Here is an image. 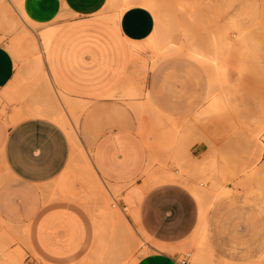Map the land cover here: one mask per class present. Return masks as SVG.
I'll return each mask as SVG.
<instances>
[{
    "label": "crops",
    "instance_id": "1",
    "mask_svg": "<svg viewBox=\"0 0 264 264\" xmlns=\"http://www.w3.org/2000/svg\"><path fill=\"white\" fill-rule=\"evenodd\" d=\"M229 1L232 0H174L170 6V0H21L26 15L41 26L37 32L47 26L56 29L46 49L41 41L25 47L21 37L11 46L18 60L25 58L26 79L17 76L15 58L0 41V100L25 99L29 89L37 84L42 83L45 88L42 95H32L24 109L19 110L17 103L16 108L11 106L7 121L0 119V234L4 225L18 229L22 223L31 221L33 245L40 256L54 262L93 256L98 236L94 218L86 212L84 202L90 198L101 203L93 196L99 179L108 189L118 185V189L113 188L120 189L116 191L118 203L127 213L128 224L142 241L145 237L150 239L146 253L136 255L130 246V252L127 248L122 252L124 260L136 255L139 257L132 264H180L179 249L190 247L193 256H200L192 263L202 264L212 256L200 250L197 243L191 244L190 239L205 238L207 242V229L217 256H240L228 252L230 240L218 232L220 211L217 205L213 206L216 200L205 209L190 185H186L196 182L192 175L185 172L178 181L166 180L162 175L158 182L145 185V170L152 154L138 132L139 117L133 106V103L147 102L159 113L165 126H171L170 146L159 149L167 152L177 167L171 168L166 161L154 167L152 160V173L178 172L181 163L192 166L199 160L202 164H215L216 180L230 188L224 179L227 172H233L234 166L222 167L214 149L203 148L201 155L193 159L187 144L189 129L179 128L177 119L165 112L155 99L153 86L159 84V78L149 77L151 87L147 89L143 79L147 71H155L165 60L184 55L203 66L206 74L205 92L193 111V121L207 119L205 109L214 114H209L210 117L217 114L218 117L220 112L222 116L234 109L233 97L240 91L248 61L264 43V30L258 28L260 21L264 27V11L255 3L242 6L229 14L223 25L217 26L205 45L193 38L192 28L200 9H213L219 15L226 12ZM0 3L6 25V3L3 0ZM177 11L184 13L183 19L177 18ZM38 47L40 55L27 57L28 52ZM214 54L218 56L215 59ZM214 67L225 69L226 83L222 77L215 80ZM47 80L52 83L51 87ZM220 88L227 94L219 95ZM52 95L62 102L79 145H74L69 127L48 112ZM62 96L77 103L76 122ZM251 138L257 156V138L264 151V114L253 122ZM173 141H177L176 145ZM182 152L187 158H183ZM2 172H6V179ZM256 172L257 167L244 174V180L250 181L248 185L239 183L250 190ZM116 226L117 239L123 244L129 240V230L126 224ZM139 227L146 236L139 234ZM123 235L126 240H121ZM4 238H0V247L5 243L4 250L8 251ZM135 244L133 239V248ZM157 244L176 250H164ZM9 252L22 255L19 249ZM250 263L264 264V253ZM0 264L12 263L0 256Z\"/></svg>",
    "mask_w": 264,
    "mask_h": 264
},
{
    "label": "rangeland",
    "instance_id": "2",
    "mask_svg": "<svg viewBox=\"0 0 264 264\" xmlns=\"http://www.w3.org/2000/svg\"><path fill=\"white\" fill-rule=\"evenodd\" d=\"M6 2L9 1L6 0ZM170 2V6H173L174 0H170ZM252 3L264 11V0H232L226 4V12L222 11L219 15H216L213 9L211 11L200 9L199 18L192 24L193 38L200 45H205L211 34L216 31L217 26L223 25L229 14ZM175 14L179 19L184 18L183 12L177 11ZM3 18V4L0 3V32L2 33L0 41L5 43L12 53L11 46L20 35L21 28L12 31L7 29ZM31 26L34 25H22L31 33L23 38L22 44L25 47L33 44L32 42L39 43L36 31H32ZM40 27V25H35L33 29L39 30ZM258 28L264 30L261 21ZM35 55H40V47L28 52L27 57ZM14 58L17 76L26 79L28 68L25 58L22 60H18L15 56ZM248 62L247 72L243 75L240 83V91L233 97L236 107L218 119L208 117L198 122L193 121L192 114L196 106L202 101L206 88V74L203 66L184 55H178L162 62L155 71H147L143 77L146 89L151 87L148 84L149 77L159 78V84L153 86L156 90L155 99L165 112L172 114L178 120L182 129H189L187 144L193 159L201 155L200 151L203 148L206 150L214 149L221 158L222 167L228 169L230 166H234L233 172H227V177L224 179V183L230 186L229 192L219 196L213 206L217 205V210L220 211L217 215L218 232L221 237L230 240L228 252L233 255L240 254V256H217L210 243V235L207 229L209 249L206 250V253L212 258L206 259L202 264H249L257 261L259 256L264 253V151L259 156L257 153L256 156L254 141L251 138L253 122L257 117L264 114V43L257 50L256 56ZM26 88L29 89L30 87ZM44 92L45 88L41 83L31 87L25 99L13 101L1 99L0 119L7 121L10 117L9 108L11 106L16 108L17 103L19 110L24 109L32 95H42ZM152 150L150 153L154 157V167L164 161L171 168L177 167L167 152L159 148ZM251 163L253 164L250 165ZM256 167L257 172L251 179L252 188L249 190L245 185H248L250 181L244 180V174L246 175L249 169ZM149 173H152V169ZM2 174L6 179V172H2ZM146 174L148 176V173ZM190 175L196 179L193 172H190ZM240 181L245 185L239 183ZM114 197L118 198L116 191ZM109 198L112 200L111 196ZM109 198L105 200L106 204L104 205L106 206L110 201L106 207L109 210L117 208L113 206V203L118 202V200L113 198L111 201ZM85 201L86 212L92 216L97 215V209L102 205V202L98 203L90 200V198H86ZM109 205L111 206L109 207ZM2 229L6 232L7 247L11 250H21V264H94L95 262L92 256H84L80 260L69 262H54L40 256L33 245L31 221L22 223L18 229H10L6 225L2 226ZM138 232L143 236L139 229ZM133 235L136 244L133 248V239L130 237L129 246L136 251V255L146 253L148 251L147 243L150 242V239L145 237L142 241V238L138 237L134 231ZM143 243H145L144 248L140 249ZM178 252L182 255L179 256L180 259L188 253L190 254L188 263L193 264L192 262H195L193 250L190 247H183ZM136 255L129 256V260L125 261L128 263L135 261L139 257Z\"/></svg>",
    "mask_w": 264,
    "mask_h": 264
},
{
    "label": "bare ground",
    "instance_id": "3",
    "mask_svg": "<svg viewBox=\"0 0 264 264\" xmlns=\"http://www.w3.org/2000/svg\"><path fill=\"white\" fill-rule=\"evenodd\" d=\"M3 1L6 3L5 6H6V13H7L6 14V16H7V21H6L7 29L12 31V30L21 28V33H20V35L18 37L24 38L26 36H29V34H31L30 31L27 28L22 27V25L23 24H25V25H32L33 24L35 26V25H37V23L35 21H32L26 15V13L23 11V9H22L23 7H21L22 6L21 0H12L11 2H6V0H3ZM8 15H10V18H9ZM34 26H31L32 27V31H36L37 35L39 36V42L41 41V43L43 45V48L46 49L48 44H49V42H50V40H51V38H52V36H53V33L55 32L56 28L53 27V26H47V27H45V28H43V29H41L40 31L37 32L36 29H33ZM32 43L34 45H37L38 42H32ZM217 51H218V49H217ZM220 51H222V48H221ZM222 53L224 54V52L223 51L221 52V54H220L221 56H223ZM213 56H215V54ZM217 57L215 56L213 58L215 59ZM213 58L210 59V60H214ZM204 59H206V58H204ZM218 59H216V60L218 61ZM218 63H219V61H218ZM221 66L222 65H218V67H221ZM218 67L216 69L214 67L215 70H212V71H214L213 75L215 76L216 79L214 77H211V78L217 80V78L222 77L220 79H224L223 81H224V83H226L227 82L226 71H225V69H223V68L219 69ZM223 81H222V84H223ZM47 82L49 84V87H51L50 85H52V83L50 82V80H47ZM217 83H219V82L217 81ZM217 85L219 86V84H217ZM223 86L226 87V85H223ZM52 88H53V86H52ZM52 88H51V90H53ZM227 89H228V87L226 88V90ZM224 90H225V88H224ZM226 90L224 92L225 95L227 94ZM215 91H217V89ZM214 92H213V94H215ZM222 92H223V90L221 91V93ZM221 93H219V95H224L223 93L222 94ZM216 94L214 96L218 97ZM57 98H58V96L54 97L53 95L50 98L51 102L49 103V106H48V109H49L48 112L50 114H52L55 118H57L64 126H66V127L68 126L69 127V131H70V134H71V136L73 138L74 145H77V144L79 145V141H78V138L76 136V133H75V130H74V126L70 122V119L65 114V112L63 110L64 106H63L62 102L60 100H58ZM219 99H221V97H219ZM62 100H63V102L65 104V107H67L70 110L73 122H76L77 121V116H78L77 112H76L77 103L75 105L73 103L72 99H70L68 97H65V96H62ZM219 103H220V101H219ZM221 104L223 105V101H222ZM133 106H134V108H135V110H136V112L138 114V117H139L138 132L145 139V141L148 144L150 150L153 151L152 150L153 148H161V149L168 148V146H170V142L169 141L171 140L170 139V134L171 133L169 134V131L172 132V130H170L171 126L170 127L168 126L169 128H167V126H165V124H164L165 122L160 118L159 113H157L154 109H152V107L149 106V104L147 102L133 103ZM205 110H206L205 113L208 112V115L212 114L209 111H207V109H205ZM222 110H223V108H222ZM213 112H214V110H213ZM217 113H219V112H217ZM221 113L222 112H220L218 117H217L218 114L216 115L217 119L220 118ZM208 115H207V117H210ZM212 115H214V114H212ZM197 117H199V116H197ZM199 119H198V121H200ZM179 128H181V126ZM180 132H181V130H180ZM174 134H176V133H174ZM177 136H178V134H177ZM180 136H182V135H180ZM183 136H184V134H183ZM172 139H174V138H172ZM178 139L179 138H177V140ZM176 142L173 141L174 144ZM175 145H173V147ZM256 148H257L256 151H257L258 156H259L261 154V152L263 151V146H262L261 140L259 138H257ZM174 149H175V147H174ZM174 149H172V150H174ZM81 152L83 153V155L85 154L82 149H81ZM184 153L185 152H182V154H184ZM186 156H188V155L184 154L183 158L186 157ZM152 157L150 158L149 163H148V165L146 167V170H145V173H148L147 179H145L146 181L144 180L146 186L158 182L160 180V176H162V175H164L167 178L166 180L170 179V180L178 181L179 179L177 180V178H182L181 175L184 174L185 172L188 175H190V172H193V175L196 177V182H192L191 184H186V185H190L189 187L196 194V196L199 199L201 205L205 209L209 208L211 206V204L219 196H221L223 194L226 195V193H228L229 190H230V188L229 187H225L222 184L221 181L218 182L216 180V178L214 176V172H215V169H216L215 164L206 165V164H202L199 160L192 166H189V165L188 166H183L182 165L183 163H181V165L179 166V163H178L177 164L179 166V171L178 172H172V171H165L164 170L165 172H161L158 175V174H154V173H149L150 169H151L152 160H154V159H152ZM182 160H183L182 162H184L185 159H182ZM175 161H176V159H175ZM178 161H180V158H179ZM183 178H184V175H183ZM161 179H163V178H161ZM103 183L99 179H97L96 183H95V187H94V193H93V196H95V198L97 197L98 198L97 200H101V202H102V205L99 206V212L97 211V213H98L97 215H99V216L95 215L96 212L94 214L95 216H93L94 222H95V225H96V234H97L96 236H98L97 237V241H95L96 244H94L96 247L93 250V256H92L95 259L94 264H132L133 262H129V263L126 262L124 260V255L122 256V252H124V250L126 248H127L126 250L129 251V248H130L129 243H128L129 240L128 241H124L123 244L121 243L122 244L121 245L120 242H119L120 239L119 240L117 239V229H115L116 225L119 226V224H126L127 225L126 227L128 228L126 230H129V236L132 237V238L134 237L133 231H132L130 225L128 224V221H127V218H126V214L127 213L120 208V205H119V203L117 201H115L116 203H113V206H116L117 208L112 209V210H109L106 207L110 203L109 200H108L109 203L106 206L104 205V204H106L105 200L108 199L110 196L112 197V200H113V198L116 199V197H114V192L118 191V190H116L114 188L117 187L118 185L114 187V185L112 186L111 185L112 183H111L110 185L112 187L111 186H109V187H111V188L114 187V188L113 189L109 188L110 190H112V191H109V189L107 188L108 186L107 187L104 186L106 189L102 186ZM103 185H105V184H103ZM117 189H118V187H117ZM118 192H120V189H119ZM109 199L111 200V198H109ZM116 200H118V198ZM110 206L111 205H109V207ZM132 214L134 215V217L136 219L135 213L133 212ZM139 230L143 233V235L146 236V233L144 232V230L141 227H139ZM2 231H3V233L5 232L4 230H2ZM3 233L0 234V238L2 237V239H3V237H5V233L4 234ZM122 238L123 239H121V240H126V239H124V235L122 236ZM2 241L4 243L5 238ZM0 242H1V240H0ZM3 243H2V245H3ZM6 243L8 244V242H6ZM190 243L191 244L197 243L200 250H207L208 249V245H207V242H206L205 238H201V239H198V238H194L193 239L192 238V239H190ZM143 244H145V243H143ZM3 246H4L3 248L0 247V248H2L0 250L1 251V255L0 256H2L4 258H8L9 261L12 264H21V256H20V254L19 253H16V254L11 253V252H9L10 249L8 251L4 250V249H6L5 248V243H4ZM157 246L159 248H161V249L169 250V251H172V252L176 250L174 247H170L168 245L165 246L163 244L162 245L161 244L160 245L157 244ZM193 258L197 260V259L200 258V256H193ZM249 264H251V263H249Z\"/></svg>",
    "mask_w": 264,
    "mask_h": 264
},
{
    "label": "built area",
    "instance_id": "4",
    "mask_svg": "<svg viewBox=\"0 0 264 264\" xmlns=\"http://www.w3.org/2000/svg\"><path fill=\"white\" fill-rule=\"evenodd\" d=\"M189 256H190V254H186V255H184V257H182L181 259H180V264H188V262H189Z\"/></svg>",
    "mask_w": 264,
    "mask_h": 264
}]
</instances>
